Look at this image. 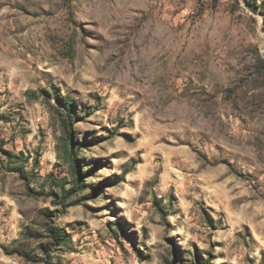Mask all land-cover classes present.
Returning <instances> with one entry per match:
<instances>
[{"label":"rangeland","instance_id":"374dc122","mask_svg":"<svg viewBox=\"0 0 264 264\" xmlns=\"http://www.w3.org/2000/svg\"><path fill=\"white\" fill-rule=\"evenodd\" d=\"M0 264H264V0H0Z\"/></svg>","mask_w":264,"mask_h":264},{"label":"trees","instance_id":"16d2710c","mask_svg":"<svg viewBox=\"0 0 264 264\" xmlns=\"http://www.w3.org/2000/svg\"><path fill=\"white\" fill-rule=\"evenodd\" d=\"M67 101H70V98L69 97H66ZM69 103V102H68ZM68 107H71L70 103L66 106V111H70ZM72 162H76V159H75V154L72 156ZM79 174L77 175L76 174V183H77V178H78Z\"/></svg>","mask_w":264,"mask_h":264}]
</instances>
